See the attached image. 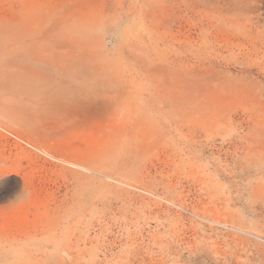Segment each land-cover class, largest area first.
Wrapping results in <instances>:
<instances>
[{"label": "rangeland", "instance_id": "obj_1", "mask_svg": "<svg viewBox=\"0 0 264 264\" xmlns=\"http://www.w3.org/2000/svg\"><path fill=\"white\" fill-rule=\"evenodd\" d=\"M0 264H264V0H0Z\"/></svg>", "mask_w": 264, "mask_h": 264}]
</instances>
